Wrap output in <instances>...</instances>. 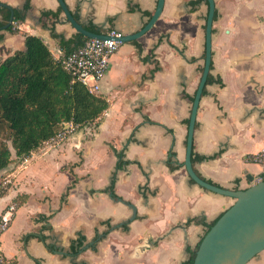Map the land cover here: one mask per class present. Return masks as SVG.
I'll list each match as a JSON object with an SVG mask.
<instances>
[{
  "label": "crops",
  "instance_id": "0c3cea01",
  "mask_svg": "<svg viewBox=\"0 0 264 264\" xmlns=\"http://www.w3.org/2000/svg\"><path fill=\"white\" fill-rule=\"evenodd\" d=\"M0 2L25 16L17 33L1 31L0 62L25 50L27 35L40 37L58 60L67 54L62 39L74 40L78 32L57 0ZM65 2L83 26L132 35L149 22L158 0ZM215 5L211 69L197 112L192 163L209 183L245 190L264 180V162L255 161L264 151V0ZM208 12L207 0H165L155 25L121 43L113 56L98 94L109 104L106 112L60 144L43 145L28 163L14 155L0 171V179L12 180L0 182V216L12 203L18 207L0 238L3 258L17 264L190 259L208 225L234 203L192 183L185 168ZM78 241L82 246L73 254ZM252 262L264 264V251Z\"/></svg>",
  "mask_w": 264,
  "mask_h": 264
},
{
  "label": "trees",
  "instance_id": "16d2710c",
  "mask_svg": "<svg viewBox=\"0 0 264 264\" xmlns=\"http://www.w3.org/2000/svg\"><path fill=\"white\" fill-rule=\"evenodd\" d=\"M28 8L26 5L25 9ZM12 10L14 22L6 31L17 33L15 24L24 22L25 16L12 7L0 8V28L9 23ZM75 19L79 22L77 16ZM84 28L93 33L104 32L91 23L84 25ZM76 36L74 40L62 39V45L68 49L67 54L81 47L88 39L79 33ZM3 38L0 31V40ZM108 108L109 104L105 99L90 94L80 83L72 82L70 73L40 37L27 35L25 50L0 62V171L10 165L14 155L22 162L46 141L66 132L67 124H72L75 129L89 126ZM8 142H11L14 154ZM4 178L5 175L0 179L1 183ZM191 182L194 183L193 180ZM113 187L114 181L112 190ZM216 222L208 225L206 232ZM200 242L190 251V259L185 264L194 263ZM81 246L82 241L72 244V253L77 254ZM0 260L4 264H17L7 261L1 253Z\"/></svg>",
  "mask_w": 264,
  "mask_h": 264
},
{
  "label": "water",
  "instance_id": "95a60500",
  "mask_svg": "<svg viewBox=\"0 0 264 264\" xmlns=\"http://www.w3.org/2000/svg\"><path fill=\"white\" fill-rule=\"evenodd\" d=\"M68 22L86 38H105L104 34L88 31L78 22L65 0H57ZM165 0H158L155 12L139 32L124 35L120 41L129 42L140 38L157 22L164 8ZM209 12L206 23V59L200 84L195 95L188 128L185 168L195 184L210 192L230 197L234 203L222 214L201 240L193 264H248L264 251V180L245 190H229L202 179L192 163L193 139L200 100L207 83L212 61V35L216 11L215 0H207ZM0 7H10L0 2ZM14 22L12 10L9 23L0 28L6 30ZM0 264H4L0 260Z\"/></svg>",
  "mask_w": 264,
  "mask_h": 264
},
{
  "label": "built area",
  "instance_id": "2783aa9c",
  "mask_svg": "<svg viewBox=\"0 0 264 264\" xmlns=\"http://www.w3.org/2000/svg\"><path fill=\"white\" fill-rule=\"evenodd\" d=\"M15 26L17 27V23ZM104 35L105 38L87 39L81 47L59 59L64 69L70 73L72 82L80 83L90 94L96 96L101 91V84L111 68L113 56L122 43L120 39L124 36L122 32L114 29L109 30ZM67 127L66 132L46 141L44 145L54 146L60 144L69 132L75 130L72 124H67ZM30 158V156L24 158L23 163H28ZM255 161L264 162V151L255 158ZM11 182V175H9L4 180V184L8 185ZM17 210V204L12 203L0 216V238L12 224Z\"/></svg>",
  "mask_w": 264,
  "mask_h": 264
},
{
  "label": "rangeland",
  "instance_id": "374dc122",
  "mask_svg": "<svg viewBox=\"0 0 264 264\" xmlns=\"http://www.w3.org/2000/svg\"><path fill=\"white\" fill-rule=\"evenodd\" d=\"M8 144H9L10 148H12L11 142H8ZM12 152H13V154L15 153L14 150H13V148H12ZM15 159H16V158H15ZM21 163H23V161H22ZM260 254H261V253H260ZM258 255H259V254H258ZM258 255H257V256H258ZM257 256H256V257H257ZM256 257H255V258H256ZM255 258H254V259H255ZM254 259H253L252 261H254ZM252 261H251L249 264H252V263H253Z\"/></svg>",
  "mask_w": 264,
  "mask_h": 264
}]
</instances>
